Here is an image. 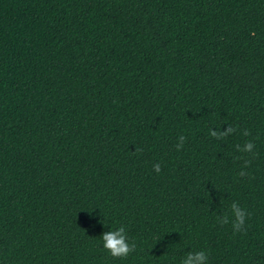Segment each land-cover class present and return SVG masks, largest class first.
<instances>
[{"label": "trees", "instance_id": "trees-1", "mask_svg": "<svg viewBox=\"0 0 264 264\" xmlns=\"http://www.w3.org/2000/svg\"><path fill=\"white\" fill-rule=\"evenodd\" d=\"M200 251L264 264V0H0V264Z\"/></svg>", "mask_w": 264, "mask_h": 264}, {"label": "clouds", "instance_id": "clouds-1", "mask_svg": "<svg viewBox=\"0 0 264 264\" xmlns=\"http://www.w3.org/2000/svg\"><path fill=\"white\" fill-rule=\"evenodd\" d=\"M234 131L232 127H229L224 133H217L211 131L210 135L216 138H221L228 135ZM183 141L184 137H180ZM182 147L181 145L177 146ZM252 144L246 145V150H251ZM154 170L159 172V164L154 166ZM234 211V223L233 229L236 232L241 231L245 224L246 216L248 215L244 210L237 206L236 203L231 205ZM103 247L106 251L110 253L114 258H126L131 252L135 250V244H129L128 238L126 236L125 228L123 226L119 227L115 231H108L102 235ZM207 260V254L204 251L197 252L195 255L189 254L183 261L182 264H203Z\"/></svg>", "mask_w": 264, "mask_h": 264}]
</instances>
